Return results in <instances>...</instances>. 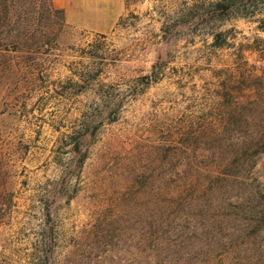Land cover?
<instances>
[{
    "label": "rangeland",
    "instance_id": "374dc122",
    "mask_svg": "<svg viewBox=\"0 0 264 264\" xmlns=\"http://www.w3.org/2000/svg\"><path fill=\"white\" fill-rule=\"evenodd\" d=\"M217 2L236 7L212 18ZM49 26L18 55L30 79L0 74V264H143L159 180L210 159L227 113L264 97V2L126 0L110 34ZM76 141L87 159L65 185ZM255 174L264 188V155Z\"/></svg>",
    "mask_w": 264,
    "mask_h": 264
},
{
    "label": "trees",
    "instance_id": "16d2710c",
    "mask_svg": "<svg viewBox=\"0 0 264 264\" xmlns=\"http://www.w3.org/2000/svg\"><path fill=\"white\" fill-rule=\"evenodd\" d=\"M235 7L234 2L213 3L207 15L220 18ZM55 17L65 24L63 11L55 9L52 0H0L1 76L19 82L32 77L25 58L17 61L18 55L47 44L49 21ZM221 37L215 35L214 46H223ZM238 106L227 113L224 127L213 131L210 159L186 164V173L174 181L159 180L156 211L146 213L143 264H264V188L255 174L264 155V97ZM89 130L90 125H84L80 138ZM204 133L195 131L192 137ZM233 138L236 146L220 144L233 143ZM73 144L77 160L65 168V185L87 159L82 143ZM197 150L192 148V154ZM177 152L187 153V147L181 145Z\"/></svg>",
    "mask_w": 264,
    "mask_h": 264
},
{
    "label": "crops",
    "instance_id": "0c3cea01",
    "mask_svg": "<svg viewBox=\"0 0 264 264\" xmlns=\"http://www.w3.org/2000/svg\"><path fill=\"white\" fill-rule=\"evenodd\" d=\"M75 29L106 35L112 33L126 11V0H52Z\"/></svg>",
    "mask_w": 264,
    "mask_h": 264
}]
</instances>
